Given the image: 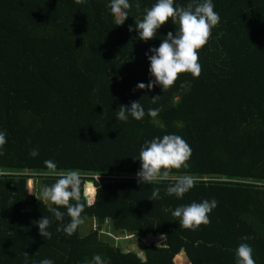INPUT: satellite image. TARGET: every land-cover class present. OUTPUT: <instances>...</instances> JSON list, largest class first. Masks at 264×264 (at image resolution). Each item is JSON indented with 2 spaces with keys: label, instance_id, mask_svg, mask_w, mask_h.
<instances>
[{
  "label": "trees",
  "instance_id": "1",
  "mask_svg": "<svg viewBox=\"0 0 264 264\" xmlns=\"http://www.w3.org/2000/svg\"><path fill=\"white\" fill-rule=\"evenodd\" d=\"M129 2V16L115 25L108 0H0V264H87L96 254L107 264H176L181 252L191 264H235L240 243L264 264V0H212L219 21L198 50L199 75L179 73L162 91L135 85L151 79L144 53L175 26L168 21L151 40H139L128 26L155 0ZM132 101L145 116L116 119ZM149 108L160 111L149 117ZM169 133L189 145L188 168L138 183L141 144ZM45 160L94 182V201L81 216L95 219V228L56 231L47 204L27 184L32 177L41 190L55 181ZM180 174H191L193 187L180 199L165 195ZM153 187L161 198L150 201ZM212 198L209 223L195 231L171 215ZM42 215L51 221L50 238L34 224ZM119 231L161 235L164 243L144 245L142 257L114 240Z\"/></svg>",
  "mask_w": 264,
  "mask_h": 264
},
{
  "label": "clouds",
  "instance_id": "2",
  "mask_svg": "<svg viewBox=\"0 0 264 264\" xmlns=\"http://www.w3.org/2000/svg\"><path fill=\"white\" fill-rule=\"evenodd\" d=\"M73 2L83 4L86 0H73ZM136 6L139 7L138 2ZM107 7L115 20V25L123 24L129 16L127 11L130 8L129 0H108ZM168 21L175 26L174 32L169 31L162 36L163 39H160L157 47H149L144 53L151 79L147 85L138 82L135 85L136 89L147 87L151 90L153 85H156L162 91L174 83L179 73L188 72L193 77L198 76L200 72L198 50L207 43L210 30L219 21V14L213 10L212 0H190L184 7L178 3L174 6V0H155V3L144 9L142 19L135 20L134 25L128 26V30L131 32L134 27L139 40L146 42L156 36L157 30ZM138 101H132L128 107L119 106L115 118L124 122L129 116L141 120L145 116V110ZM159 111V108H149L147 115L156 117ZM5 143V132L0 131V155L3 154ZM28 155L34 158L38 155V150L31 148ZM190 155L189 145L179 135L169 133L153 137L151 141L145 140L136 158L139 161V169L135 174L137 182L152 184L167 180L171 169L188 168L187 161ZM43 163L47 174L56 179L51 185L42 187L39 201L47 204L48 212L58 222L56 231H63L65 235L71 236L82 223L81 213L84 207L91 204L90 195L93 193L94 185L90 180L83 179L79 169L58 170L52 160H45ZM193 185L191 174H180L176 176L174 182L164 188V194L180 199ZM160 192L159 187H153L147 199L150 201L160 199ZM61 206L65 212L59 210ZM216 206L217 201L214 198L204 199L199 203L179 205L172 210L171 215L178 218L181 228L195 231L201 224L209 223L208 214ZM65 214L70 218L67 223H63ZM50 222L49 217L43 215L35 221L34 224L41 237H51L52 233L48 230ZM248 239L250 237H241V240ZM25 256L28 255L25 253ZM234 262L255 264L253 249L248 243H240L236 247ZM38 264H53V261L43 258ZM87 264H107V261L96 254Z\"/></svg>",
  "mask_w": 264,
  "mask_h": 264
},
{
  "label": "rangeland",
  "instance_id": "3",
  "mask_svg": "<svg viewBox=\"0 0 264 264\" xmlns=\"http://www.w3.org/2000/svg\"><path fill=\"white\" fill-rule=\"evenodd\" d=\"M28 176H35L33 172H27ZM34 181L33 186L34 188H31V186L28 184V187L30 190L35 191L39 196L41 190H37L36 185V180L32 178ZM40 180V179H39ZM96 191V190H95ZM95 193V192H94ZM94 196V194H93ZM91 196L90 200L91 203L94 201V197ZM97 226V222L95 219H83L82 222V228L81 231L83 233H87L90 230V227L95 228ZM109 226V223L107 224V227ZM106 227V229H107ZM104 233V232H102ZM114 240L120 244L125 250H134L138 252L140 256H144L143 252V247L144 245L150 244V243H155V244H162L164 243V238L161 235H153V234H148L145 236H140L137 233H125L124 231H119L116 235H114ZM175 263L176 264H190V261L188 260L187 256L185 255L184 252H181V257H175Z\"/></svg>",
  "mask_w": 264,
  "mask_h": 264
},
{
  "label": "crops",
  "instance_id": "4",
  "mask_svg": "<svg viewBox=\"0 0 264 264\" xmlns=\"http://www.w3.org/2000/svg\"><path fill=\"white\" fill-rule=\"evenodd\" d=\"M29 183H30L32 186H31ZM33 183H34V181L32 180V177H31V178L29 179V182H28L27 184H29V185L31 186V188H33V187H34V186H33ZM190 264H191V263H190Z\"/></svg>",
  "mask_w": 264,
  "mask_h": 264
},
{
  "label": "bare ground",
  "instance_id": "5",
  "mask_svg": "<svg viewBox=\"0 0 264 264\" xmlns=\"http://www.w3.org/2000/svg\"><path fill=\"white\" fill-rule=\"evenodd\" d=\"M92 184H93V183H92ZM94 192H95V186H94V190H93V193H92V194L90 195V197H91V196H93Z\"/></svg>",
  "mask_w": 264,
  "mask_h": 264
},
{
  "label": "water",
  "instance_id": "6",
  "mask_svg": "<svg viewBox=\"0 0 264 264\" xmlns=\"http://www.w3.org/2000/svg\"><path fill=\"white\" fill-rule=\"evenodd\" d=\"M91 181V180H90ZM92 183H93V185L95 186V184H94V182L93 181H91ZM95 189H96V186H95ZM95 194V193H94ZM94 198H95V195L93 196Z\"/></svg>",
  "mask_w": 264,
  "mask_h": 264
}]
</instances>
